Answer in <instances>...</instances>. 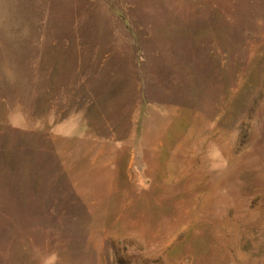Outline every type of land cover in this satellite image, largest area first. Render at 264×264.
<instances>
[{
    "label": "rangeland",
    "instance_id": "rangeland-1",
    "mask_svg": "<svg viewBox=\"0 0 264 264\" xmlns=\"http://www.w3.org/2000/svg\"><path fill=\"white\" fill-rule=\"evenodd\" d=\"M0 264H264V0H0Z\"/></svg>",
    "mask_w": 264,
    "mask_h": 264
},
{
    "label": "crops",
    "instance_id": "crops-1",
    "mask_svg": "<svg viewBox=\"0 0 264 264\" xmlns=\"http://www.w3.org/2000/svg\"><path fill=\"white\" fill-rule=\"evenodd\" d=\"M83 115L85 117L84 113ZM85 120L91 135L85 140L82 139L76 142L77 146L74 142L69 141L68 136L55 134L52 131L46 134H48L53 144L51 151L62 163L63 174H65L64 182L67 179V185H69L63 187V189L60 186V193L62 192V195L65 196L66 191L73 189L82 198V203L89 206L88 210L94 212L98 203L97 196H94L96 183L93 181L98 179H95V177L99 176L100 173L104 174L103 176L107 178L106 181L111 184L113 174L117 173L113 169L116 163L115 157L118 152L129 146L130 141L116 139L115 137H111L110 140L104 139L102 129H98L97 125H94L89 119L85 118ZM40 127H42V123ZM115 140L118 141L117 144H115ZM134 160L135 157H133ZM105 165L106 167H104Z\"/></svg>",
    "mask_w": 264,
    "mask_h": 264
}]
</instances>
